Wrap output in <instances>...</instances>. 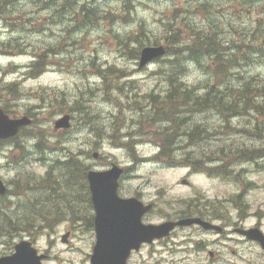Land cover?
<instances>
[{
  "label": "rangeland",
  "instance_id": "obj_1",
  "mask_svg": "<svg viewBox=\"0 0 264 264\" xmlns=\"http://www.w3.org/2000/svg\"><path fill=\"white\" fill-rule=\"evenodd\" d=\"M60 1L14 0L11 15L7 17L6 11L0 16V44L9 40L15 46L0 47V106H6L7 113L13 117L27 115L32 119L19 136V141L30 149L29 159L20 161L19 150L13 148V143H0V178L9 188V194L0 198V208L10 218L2 223L5 227L0 236V255L10 254L16 243L28 239L39 252L49 254L43 264H90L95 233L90 227L93 211L86 198L87 188L81 177H73L70 172L60 175L58 168L47 172L49 163L63 159L68 152L78 154L90 168L105 169L112 163L124 167L119 194L155 203L154 210L144 217L145 222L157 223L179 213H192L196 202L206 199L218 205L214 206L216 210L226 204L234 220L241 218L239 214L247 213L250 217L246 225L261 217L264 230V117L257 116L253 110L229 117L209 109L194 113L188 122L182 121L179 132L198 124L213 136L176 151L174 158L182 160L192 152L205 161L206 168L225 166V175L220 174L222 169L218 175H210L201 169L195 171L192 165L157 161L153 157L158 151L154 142L168 123L147 120L151 115V99L147 96L163 95L168 89L167 75L174 72V55L166 54L159 61L138 67L143 47L171 46L175 42L167 37L170 22L179 31L184 29V23L206 31L209 23L213 31L217 30L213 37L223 54L236 53L239 48L233 47L236 43L246 44L250 51V60L237 67L234 71L238 73L229 75L228 81L239 83L244 75L245 79L261 83L264 57L260 51L264 49H258L264 43V3L259 0L252 3L244 0L241 5V0H129L132 6L124 7L122 0H77L78 6L83 3L94 6L98 17L92 25L74 30L73 19L80 22L81 15H54ZM21 12H25L24 16L19 15ZM23 21L26 23L21 24ZM140 30L145 35L140 42L143 46L139 47L138 57L132 58L130 47L136 44H124L123 39ZM178 36L176 40H182L178 47H183L189 39L183 34ZM51 44L59 53L48 56V65L41 75L28 78L24 71L31 64L32 56ZM91 60L100 68H115L121 77L101 83L103 77L94 70ZM201 63L184 62V72H178L183 87L195 88V93L200 94L207 84H212L219 96L229 94L226 99L231 100L233 93L226 94L227 86L231 87L226 76L211 73L216 67L213 62L209 72L204 58ZM12 81L17 82L19 96L2 91ZM80 105L82 108L78 110H67L68 106L79 108ZM84 107L96 118L83 119L80 114L84 113ZM63 114L71 116L69 128L53 131L54 120ZM137 128L140 135L133 143V154L128 151L130 146L115 145L126 142V132ZM38 141L56 149H47V161L34 162L37 158L34 143ZM93 152L99 154L97 159L93 158ZM211 156L217 159L209 163ZM182 180L189 183L183 184ZM30 187L37 191H29ZM60 212L63 215L55 221ZM43 215L46 220L40 218ZM26 216H30L28 221ZM66 232L70 235L63 243L61 237ZM188 232L190 229L178 231L173 239L180 240ZM190 236L193 241L196 233L192 230ZM164 245L156 241L144 245L132 252L129 260L153 257L161 260L162 256L170 255L168 245L166 250ZM236 250L243 254L249 251V255L255 251L245 246H238Z\"/></svg>",
  "mask_w": 264,
  "mask_h": 264
},
{
  "label": "trees",
  "instance_id": "obj_2",
  "mask_svg": "<svg viewBox=\"0 0 264 264\" xmlns=\"http://www.w3.org/2000/svg\"><path fill=\"white\" fill-rule=\"evenodd\" d=\"M11 1L14 0H0V16H2L3 13L6 11L7 13L9 12V15H6L7 17L11 15ZM122 1L124 7L132 6V3L129 2V0ZM246 1L252 3L257 0ZM259 1L261 3H264V0ZM36 5L37 4H35V6ZM52 5L54 6V2ZM76 6H78L77 0H62L58 5V9L54 11V15H60L61 17H63V15L67 13H71L73 15L72 17H74L75 15H81L80 22H77L73 19L72 29L74 30H79V28L81 29L92 25L98 17L97 11L94 9V6H87L85 3L80 4L78 7ZM24 13L25 12H21V14L19 15L24 16ZM24 23L26 22H21V24ZM77 23L80 26H77ZM183 26L184 29L182 31L175 30L174 22H170L169 28L167 30V37L173 39V41L175 42H171L173 44H171L170 51L168 53L174 55V60L172 62L174 64V72L172 74L167 75L168 89L166 91L164 90V94L166 95L163 96L164 94L161 95L151 93L147 96L151 99V115L147 120L151 122L168 123L167 126H164V129L159 134V139L154 142L158 147V151L153 155V157L157 161H165L168 165H192L193 167H191L195 171L201 169L203 171L208 172V174L210 175H218V172L220 171V169H222V173L220 172V174L225 175L223 171L225 166H213L211 168H206L204 167L205 161L196 158L197 156L192 152H188L182 160H176L174 158V154L176 151L184 149L185 146L191 147L193 145H197L198 143H200V141L213 136V134H211L208 129H205L204 127H201L198 124H194L191 128H188L183 132H179L181 123L182 121H190L194 113L202 112L209 109L219 110V113L229 117L235 115H244L250 110H253V112L257 116L264 117V84H262L264 80H262L261 83L256 84L254 83L253 79H245L244 75H242L239 83L231 84L228 81L229 75L238 73L234 70L239 66H243L247 63L248 60H250V51L246 48V44L236 43L238 46L236 44L233 45V47H239L236 53L233 52L229 55H227L226 53L223 54L219 50L220 47L213 37V34H215L217 31L212 30L213 26L211 24L208 23V27L205 29L206 31H201L199 28H197L191 23H184ZM180 34L187 36L186 38L189 39V41L186 42L183 47H178V44L181 43L182 40H176L179 37L178 35ZM143 36H145L144 32H141L140 30L132 35H126L124 37V44H136L135 47H130V49H132L133 51L131 55L132 58L138 57V50L141 46L140 42L143 41L141 37ZM152 40L155 42V37ZM9 42L11 41L8 40L1 42L2 44H0V47L4 49H10V46L15 47ZM57 53H59V50L57 48H54L53 44L42 48L41 53L34 54L35 60L29 65L28 69L25 70L24 74L26 73L25 75H27L28 78H35L39 76L44 72L46 65H48V56L52 54L56 55ZM238 53H240V56H238ZM260 53L262 54V57H264V51H260ZM202 58L207 61V64L204 65L206 68V72H209L210 68H213V66H211V63L213 62L216 67L211 69V73L215 75L221 74L226 76L225 78H227V85L231 86H227L228 91L226 90V94H228L229 92L233 93L231 100L226 99V97H229V94L225 97L223 95L219 96L214 91L216 88L212 84H207L204 87V91L199 94L195 93V88L193 89L183 87L185 85H183V83L178 80V72L183 73L185 70L184 62L190 61L193 63L200 64ZM159 60L161 59H157L156 61ZM241 61H243V63ZM91 65L92 67L94 66V70H97L98 73H100V75L103 77L101 83H103L104 81H111V79L115 80L121 77L119 73L116 74L115 68L111 66L108 68H100L98 67V64L94 62V60H91ZM201 66H203L202 63ZM16 85L17 82L12 81L8 84H5L2 88V91L7 92L8 95H12L13 97L19 96L18 93L21 92L20 90L17 91ZM258 97H260V99H258ZM124 105L126 104L124 103ZM3 108L6 112H9V109L6 106H3ZM80 108H82L81 105L79 106V108L68 106L67 110L73 111L74 109L78 110ZM84 108V113L80 114L83 119L96 118L94 117L95 114L88 112L87 107ZM21 134L22 130L14 138H11L7 141H0V143H13L14 148L19 150V158L21 159L20 161H25L29 159L27 153H30V151H28L30 149L27 145H24L23 142L19 141V136H21ZM139 135V128L129 130L124 136L127 138V141L116 143L115 145H125L126 147L130 146L131 148H129L130 150L128 149V151L130 154L131 152L133 154V143L136 137ZM182 140H184L185 142L183 145H180ZM34 147L35 152L38 154L36 159L45 160V153L47 149H49V147L44 146V144L40 141L35 142ZM85 155L89 156V152H86ZM216 159L217 158L211 156V158H209L207 161L211 163ZM196 164H198L199 166H195ZM52 168H58L60 175H64L70 172L69 174L71 176L81 177L82 180L85 182L86 170L90 168V165L83 164L78 154L74 152H68L63 159H55V162H53V164L51 165V169ZM213 171L215 172V174L213 173ZM59 195L64 194L63 192H59ZM3 213L4 211L2 210V208H0V236L3 235L2 230L5 227L2 223L7 219L10 220V218L8 217L9 214L4 215ZM62 215L63 214H61V212L59 214H56L55 221H57V219ZM29 218V216H26L25 220L28 221ZM40 218L43 219L45 218V216L43 215ZM90 227L92 228V217L90 220ZM12 228L15 229V227ZM9 238L11 239L12 236L9 235Z\"/></svg>",
  "mask_w": 264,
  "mask_h": 264
},
{
  "label": "water",
  "instance_id": "obj_3",
  "mask_svg": "<svg viewBox=\"0 0 264 264\" xmlns=\"http://www.w3.org/2000/svg\"><path fill=\"white\" fill-rule=\"evenodd\" d=\"M166 48L162 45L147 46L141 49L139 67H143L156 57L162 56ZM70 116L65 114L54 121V128H67ZM27 116L11 118L0 107V139H6L17 134L21 126L29 124ZM97 154H94L96 157ZM123 169L118 165L105 170H88L87 181L94 207V230L96 241L90 257L91 264H125L132 249H138L142 242H151L169 234L175 225L187 226L200 223L205 227H216L199 218L187 217L178 221H164L159 224L141 223L140 218L150 208L136 198H120L117 193L118 180ZM182 183H187L182 180ZM6 192V187L0 179V194ZM247 232V231H245ZM251 237L264 245V236L258 230H249ZM69 233L62 235V242H67ZM45 254H38L28 240H21L14 246V252L0 256V264H41Z\"/></svg>",
  "mask_w": 264,
  "mask_h": 264
},
{
  "label": "flooded vegetation",
  "instance_id": "obj_4",
  "mask_svg": "<svg viewBox=\"0 0 264 264\" xmlns=\"http://www.w3.org/2000/svg\"><path fill=\"white\" fill-rule=\"evenodd\" d=\"M9 189V188H8ZM138 197V196H137ZM215 204L209 203L206 199L204 202H196L194 211L177 214L175 218L193 215L201 220L208 221L217 225V228H204L202 225H191L190 227H181L169 233L165 238L156 240V242L168 245L167 251L170 255L162 256L159 260L157 257L151 260H127V264H264V247L252 237L244 233L243 230L259 228L263 231L261 217L251 224L246 225L247 213L240 215L241 218L234 220L227 212V205L221 204L220 210H216ZM149 214V213H147ZM146 214V215H147ZM145 215V216H146ZM143 216V221H145ZM190 229L188 235L182 239L174 240L173 237L178 231ZM192 230L196 233L195 239L191 240ZM165 245L163 246L165 248ZM246 249H255L243 254L236 250V247ZM166 250V248H165Z\"/></svg>",
  "mask_w": 264,
  "mask_h": 264
},
{
  "label": "bare ground",
  "instance_id": "obj_5",
  "mask_svg": "<svg viewBox=\"0 0 264 264\" xmlns=\"http://www.w3.org/2000/svg\"><path fill=\"white\" fill-rule=\"evenodd\" d=\"M28 190L29 191H32V192H36L37 191V189L36 188H33V187H30Z\"/></svg>",
  "mask_w": 264,
  "mask_h": 264
}]
</instances>
